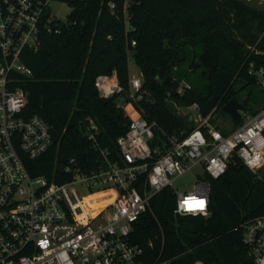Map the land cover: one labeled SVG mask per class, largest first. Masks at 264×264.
Returning <instances> with one entry per match:
<instances>
[{"label": "trees", "instance_id": "16d2710c", "mask_svg": "<svg viewBox=\"0 0 264 264\" xmlns=\"http://www.w3.org/2000/svg\"><path fill=\"white\" fill-rule=\"evenodd\" d=\"M68 3L72 10L67 22L59 21L57 26L53 22L57 28L44 29L40 49L23 52L22 61L32 75H11L15 87L28 93L24 115L45 119L54 140L40 157H25L32 175L69 181L72 174L57 171L64 156L75 158L83 173L120 160L118 139L132 122L119 105L130 101V58L144 77L145 96L135 105L148 121L157 122L150 143L161 153L171 146V139L183 140L197 127L191 115L179 113L180 108L198 106L200 115L211 121L215 112L226 113L223 107L233 98L246 107L245 115H255L264 107V89L250 73L264 70V9L242 0ZM113 72L124 91L103 98L95 81ZM194 72L201 74L204 89L188 82L191 89L180 94L184 76ZM253 87L260 88L254 100ZM244 116L236 125L243 123ZM91 124L96 126L95 140L89 138ZM203 130L209 137L208 127ZM200 179L211 187L209 216L176 214V194L166 187L152 198L151 211L131 232L132 242L144 251L143 260L256 264L244 244L241 224L264 215V178L235 155L222 176L205 173ZM106 195L88 197L92 210L86 216L113 200Z\"/></svg>", "mask_w": 264, "mask_h": 264}, {"label": "built area", "instance_id": "2783aa9c", "mask_svg": "<svg viewBox=\"0 0 264 264\" xmlns=\"http://www.w3.org/2000/svg\"><path fill=\"white\" fill-rule=\"evenodd\" d=\"M50 1L0 0V264H169L143 260V249L131 240L134 225L151 211L152 198L166 187L176 194V214L209 216L211 187L207 180L200 179L189 192L179 191L173 184L198 165L203 174L219 178L236 155L262 178L264 107L255 115L244 114L243 123L224 134L210 126L209 117L203 118L200 108L194 106L200 124L183 140L171 139V146L161 153L150 143L157 122L148 121L135 105L145 96L144 77L130 75V101L119 105L128 115L131 106L139 116L131 118L130 129L118 139L120 160L83 173L75 158H68L63 172L72 178L64 183L34 176L25 157H40L54 140L45 119L24 115L28 93L15 87L11 75H32L22 61L24 50L38 51L44 29L52 31L57 28L53 22L57 26L65 21L54 14ZM132 63L130 58L129 65ZM250 73L264 89V70L251 69ZM95 85L103 98L124 91L115 72L99 75ZM188 89L191 84L183 80L178 92ZM203 127L209 128V137ZM88 128L89 138L95 140L96 126ZM79 186L89 194L84 195ZM95 188L113 200L98 214L86 216L92 207L85 198L97 193ZM241 228L250 256L256 264H264V215L246 220Z\"/></svg>", "mask_w": 264, "mask_h": 264}, {"label": "rangeland", "instance_id": "374dc122", "mask_svg": "<svg viewBox=\"0 0 264 264\" xmlns=\"http://www.w3.org/2000/svg\"><path fill=\"white\" fill-rule=\"evenodd\" d=\"M242 1L254 4L255 6L259 7V9H264V0H242ZM49 5L52 11L54 12V14L59 19L65 20L62 22H67L66 19L68 18V15L72 10L67 1L51 0ZM130 75L142 78L141 70L134 63V61L132 64H130ZM184 81L191 82L199 90H203L205 87L204 80L202 79L201 74L199 72L189 73L188 75L184 76ZM260 88L253 87V100L255 96L258 94ZM245 94H247V92ZM128 112L131 118H137L139 116V114L131 106H128ZM179 113L185 116L191 115L195 120L194 125L200 124L201 117L195 114L194 106L188 108L185 107L180 108ZM244 114L245 112H242L241 117H243ZM210 126H216V127L219 126L224 131H231V129L237 127L238 125H236V123L233 121L232 117L228 113H224L222 110H219L212 115ZM260 173L262 178H264V167L260 171ZM201 176H203V169L200 165H198L193 169L187 171L184 175L174 180L173 184L175 188H177L179 191L189 192L196 189L197 183L200 181ZM79 188L84 195L89 194V191H86L81 186H79ZM94 191L99 193L100 188H95Z\"/></svg>", "mask_w": 264, "mask_h": 264}, {"label": "water", "instance_id": "95a60500", "mask_svg": "<svg viewBox=\"0 0 264 264\" xmlns=\"http://www.w3.org/2000/svg\"><path fill=\"white\" fill-rule=\"evenodd\" d=\"M223 110L232 117L233 121L236 124H238L239 119L242 116V112H245L246 107L241 104L236 98H233L227 104L224 105ZM67 160L68 156H64L62 158L60 164L57 166L58 172L64 171V166ZM143 217H146V215H144Z\"/></svg>", "mask_w": 264, "mask_h": 264}, {"label": "bare ground", "instance_id": "6f19581e", "mask_svg": "<svg viewBox=\"0 0 264 264\" xmlns=\"http://www.w3.org/2000/svg\"><path fill=\"white\" fill-rule=\"evenodd\" d=\"M94 194H95V193H94ZM92 195H93V194H92ZM90 196H91V195H90ZM88 197H89V196H88ZM88 197L85 198V202L88 201ZM111 202H112V201H111ZM108 204H109V203H108ZM106 205H107V204H106ZM106 205H105V206H106ZM103 208H104V206H103L101 209H99L97 213H95V214H91V215H96V214H98Z\"/></svg>", "mask_w": 264, "mask_h": 264}, {"label": "snow or ice", "instance_id": "6c2138e0", "mask_svg": "<svg viewBox=\"0 0 264 264\" xmlns=\"http://www.w3.org/2000/svg\"><path fill=\"white\" fill-rule=\"evenodd\" d=\"M200 206H201V207L203 206V202H200Z\"/></svg>", "mask_w": 264, "mask_h": 264}]
</instances>
